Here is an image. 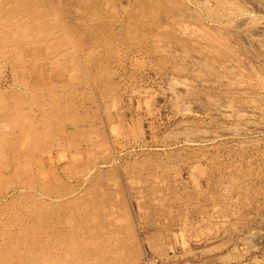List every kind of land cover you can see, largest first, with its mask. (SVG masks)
<instances>
[{"label": "rangeland", "instance_id": "1", "mask_svg": "<svg viewBox=\"0 0 264 264\" xmlns=\"http://www.w3.org/2000/svg\"><path fill=\"white\" fill-rule=\"evenodd\" d=\"M41 1L81 30L87 46L78 60L108 72L101 80L92 72L89 86L73 85L83 112L95 117L80 151L82 158L92 153L103 171H115V201L126 203L140 264H264V0H221L239 1L249 12L227 24L203 11L205 2L220 0H186L187 8L173 12L179 30L173 15H164L163 24L152 18L141 24L127 14L128 4L143 7L146 0ZM129 27L139 40L127 39ZM99 37L114 50L98 44L89 60ZM61 152L38 160L53 162L61 174L67 158ZM75 183L72 191L82 195ZM17 195L5 192L0 203V221L14 231L28 221L16 219L21 202L7 209Z\"/></svg>", "mask_w": 264, "mask_h": 264}, {"label": "bare ground", "instance_id": "2", "mask_svg": "<svg viewBox=\"0 0 264 264\" xmlns=\"http://www.w3.org/2000/svg\"><path fill=\"white\" fill-rule=\"evenodd\" d=\"M146 1L143 7H136V2L128 4L127 14L141 20V24L150 18L162 23L164 15H173L177 29L183 26L178 11L187 8L186 0ZM237 2L224 4L220 0L216 6L205 2L202 10L211 20L227 24L233 18L249 14L247 7ZM47 8L41 0H0V203L5 192H20L11 202L7 200L10 202L7 209L15 211L16 204L21 202L16 219L21 222L22 216L28 219L17 231L4 227L0 221L3 236L0 264H140V250L135 247L126 203L115 201L116 191L112 188L117 183L115 171H103L98 163L99 166L95 165L92 153L81 157L80 144L88 142L92 134L88 125L94 123L95 117L83 112V106L78 104L82 95L73 85L89 86L92 72L99 80L108 78V72H97L91 63L78 60L77 53L87 46L78 34L81 30L56 19L55 12ZM130 29L126 30L127 39L139 40V35ZM183 29L184 34L189 31L187 26ZM104 39L99 37L90 46L89 60L95 58L98 44L104 46L103 50H114L112 41ZM69 77L74 78L73 83L68 81ZM66 91L69 97L64 100ZM105 91L102 88L101 92ZM53 150L62 151L67 157L61 174L53 169V162L47 166L38 160L47 154L52 159ZM72 181L84 187L82 195L76 196L72 191L69 184ZM169 219L176 220L174 213Z\"/></svg>", "mask_w": 264, "mask_h": 264}]
</instances>
